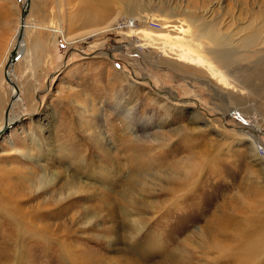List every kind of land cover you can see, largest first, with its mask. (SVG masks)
I'll list each match as a JSON object with an SVG mask.
<instances>
[{
	"label": "rangeland",
	"instance_id": "1",
	"mask_svg": "<svg viewBox=\"0 0 264 264\" xmlns=\"http://www.w3.org/2000/svg\"><path fill=\"white\" fill-rule=\"evenodd\" d=\"M123 1L29 0L10 75L20 101L0 135V196L36 227L20 233L18 255L23 264H239L244 246L264 245V0ZM24 2L0 0V129ZM210 27L215 39L201 29ZM91 128L109 158L86 140ZM68 151L92 170L71 167ZM44 175H76V195L50 210L28 182ZM3 206L0 258H16L7 219L22 217Z\"/></svg>",
	"mask_w": 264,
	"mask_h": 264
},
{
	"label": "bare ground",
	"instance_id": "2",
	"mask_svg": "<svg viewBox=\"0 0 264 264\" xmlns=\"http://www.w3.org/2000/svg\"><path fill=\"white\" fill-rule=\"evenodd\" d=\"M96 1H99L100 4H102V6L103 5L106 6V5H108L110 3L109 0H96ZM121 1H123V0H121ZM29 5H30V3L27 2V0H25L22 9H24L25 7H28V13H29V7H30ZM129 5L136 6V4L134 5V2H132V1L129 2ZM133 11H135V8H133ZM146 14H148V13H146ZM27 16H28V14H27ZM141 18L147 19V17H141ZM19 22H20V28H18L17 43H16V46H15L14 50H12V52H15V54L16 55H19V57H20L23 54L24 50H25V46H24V25H25L24 23H25V19H24V21L22 23H21V21L19 19ZM129 27H132V25L128 26L127 28H129ZM201 29H203L206 32V37L208 39H215L216 36H217V34H218V33L216 34L211 27L210 28H207V29H204V28H201ZM259 30L257 29L256 33H259ZM98 31H96V30L90 31L92 33L91 34L90 33H87L85 36H83V38L86 37V36L95 34ZM21 33H22V37L19 38V35ZM20 43H21V47L18 50V52H16L17 47L20 45ZM9 57H10V55H9ZM9 57H8V59L6 61V64L8 63ZM182 57H183V55H182ZM183 58H187V59L191 60L194 64H198L200 66L202 65V62H201L200 59L195 60V59H193L191 57H188L186 55ZM6 64H5V66H6ZM5 66H4V69H3L4 78L6 77V74H5ZM262 69L264 70V67ZM7 73H8V78L11 81V83H9L6 79L5 80H6L7 84L10 86V93H12V95H11V97H12L15 94L16 89H18V88H17L16 84L14 83V81L12 80V78L10 76L11 73H9L8 68H7ZM11 97H10V101H11ZM19 99L20 98L18 96L17 99L14 102H12L11 106L13 105V103H16V101H18ZM80 100L83 101V102L84 101H87L85 98L83 99L82 97L80 98ZM88 102H91V100L89 99ZM8 106H9V104H8ZM76 106H78V108H77L78 110L80 109L81 114L82 115L83 114L85 115L84 109L80 105H76ZM5 114L6 115H4L3 123L4 124L7 123V125L10 126L11 125L10 124L11 123V119H8V111ZM92 118H91V120H92ZM4 124H3V126H4ZM3 126H2V128H3ZM81 127L82 126H80V128ZM83 128H84V130H87L85 127H83ZM1 129H0V131H1ZM90 131L91 132L88 133V139H86V137H85V139L88 142H91L92 144H94L96 146L95 147L96 150H98L100 153H102L104 155V158L106 156L109 158V148L107 146L105 147V143H103L104 139L101 136L100 132H98L96 130V128H91ZM144 138H145V136H142V137H138L137 139H138L139 142H141V141L144 140ZM68 154H69V151L67 152V155L64 157V159H65V161L68 160V162L70 163L71 167L75 163L80 164V165L87 164V163L84 162V160L81 161L80 159L73 157L72 155L74 153L72 155H68ZM80 165H78V166L74 165V167H76V170L77 171H80L81 172V171H85V170L88 169L87 166L85 168L84 167L83 168H80L79 167ZM105 167H107V166H105ZM76 170H75V172H76ZM91 170H92V168H90V170H87V171H91ZM96 173H98V172H96ZM57 175H55V176L53 175L52 177H48V178H47V175L46 176L44 175V177H41V176L40 177H37L36 176V178H34V180H28V182L30 183L31 186H39V185L41 186V189H42V191L45 194V199H43V201L48 206V208L50 210L51 209H55L57 207V205L63 206V205H61V203L63 201H66V200L71 199L74 195H76V193H77L76 192V189H77V187L80 186V184L78 183L80 181L78 180V178L75 177L76 175L75 176L67 175L66 177L65 176H62V178L60 177V179H59V177ZM99 175H100V173H99ZM104 176L106 177V174H104ZM104 176L103 175H100L101 178H104ZM0 204H1L0 205L1 207L4 204L3 207H4L5 210L11 211V213L14 214V215H16V216H18V214H20L21 217H22V219L21 218L20 219H14V218L7 219V220H9V222L15 228V232H16V238H15V240H18V239H20V240L18 241V243H17V241H14V245H13V252H15V254H16L17 257L14 258L13 257V254H11L9 252H8L9 254L2 252L1 253L2 256L0 258V264H23V261L20 259V256L18 255V253H19L18 251H19V247H20V244H21L22 240H25L24 238H27V237H20V233L22 231H24V230H29V229H30V231H33L34 232L35 229H33L32 227H35V226H33L32 221H30L27 217H24L25 214H27L28 216H30L32 213L29 214V211L27 212L26 210H21V209H18V208H17L18 210H16V209L14 210L12 208L7 207L8 205L16 204V201H14L13 199L9 198L8 196H5V197L3 195L0 196ZM101 208L106 209V210H109V203L104 202L103 203V206ZM21 222L23 223V226L21 225ZM31 225H32V227H31ZM28 227H29V229H28ZM39 227H41V228H39V229H41L40 231H42V232L45 231V230H43L44 229L43 228L44 225L39 226ZM255 240L256 241L253 240L249 245L247 244L246 246H244L243 250L241 251L242 260H241V262H239V264H264V259L261 262H256L257 259L259 258V256L261 258L264 257L263 256L264 255V245H263V242L262 243L260 242V240H261L260 237H257V239H255ZM262 247H263V250L261 249ZM256 256H257V259L255 258Z\"/></svg>",
	"mask_w": 264,
	"mask_h": 264
},
{
	"label": "water",
	"instance_id": "3",
	"mask_svg": "<svg viewBox=\"0 0 264 264\" xmlns=\"http://www.w3.org/2000/svg\"><path fill=\"white\" fill-rule=\"evenodd\" d=\"M27 2H29V0H27ZM27 14H28V7H25L24 9H22L21 14H20V21H21V23L24 21V19L27 16ZM21 37H22V33L19 35V38H21ZM18 57H19V55H16L15 52H11L10 57H9V60H8V63L5 66V74H6L5 79L9 83H11V81L8 78L7 68L9 70V73H11V68H12L14 62L17 60ZM18 96H19V91H18V89H16L15 94L11 97V101L9 103V106H7V108H6V112L10 109V106H11L12 102H14L17 99ZM9 127L10 126H8L7 123H5L4 126H3V128L0 131V135L2 133H4Z\"/></svg>",
	"mask_w": 264,
	"mask_h": 264
},
{
	"label": "built area",
	"instance_id": "4",
	"mask_svg": "<svg viewBox=\"0 0 264 264\" xmlns=\"http://www.w3.org/2000/svg\"><path fill=\"white\" fill-rule=\"evenodd\" d=\"M130 25H132V23L131 22H126L125 24H123V27L124 28H127L128 26H130ZM259 153L262 155V154H264V150L263 149H259Z\"/></svg>",
	"mask_w": 264,
	"mask_h": 264
}]
</instances>
